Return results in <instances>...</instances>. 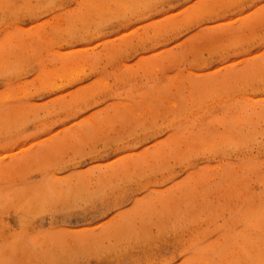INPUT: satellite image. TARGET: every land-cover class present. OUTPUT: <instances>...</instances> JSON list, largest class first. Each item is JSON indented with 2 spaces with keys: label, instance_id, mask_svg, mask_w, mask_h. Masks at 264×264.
Returning a JSON list of instances; mask_svg holds the SVG:
<instances>
[{
  "label": "rangeland",
  "instance_id": "obj_1",
  "mask_svg": "<svg viewBox=\"0 0 264 264\" xmlns=\"http://www.w3.org/2000/svg\"><path fill=\"white\" fill-rule=\"evenodd\" d=\"M244 2L195 0L174 15L152 19L127 36L106 40L95 48L59 51L68 41L76 39L77 33L82 40L98 32L101 25L106 26L130 11L129 6H122L117 13L86 5L71 23L54 17L33 28L18 29L19 35L9 34L0 66L11 70L37 63L42 72L15 92L0 93V105L17 101L7 111H0V138L18 134L31 125L39 129L52 122L55 127L62 116L64 119L59 123L76 115L83 118L46 140L22 147L6 157V164L0 161V264H11L10 253L18 248L24 249L31 264H73L74 241L87 253L119 255L137 248H158V242L172 238L192 245L233 219H250L251 234L226 253L222 239L211 241L210 249L220 254L219 264H260L264 242L256 236L264 226L257 215L260 194L252 191L251 181L259 182L264 177L257 175L258 168L248 169L247 175H238L244 170L231 163L228 155L231 149L220 146L237 145L243 157L251 152L259 155L264 150L262 109L240 108L231 120L216 117L210 123L226 131L215 141L176 146L174 138L169 137L111 163L96 164L83 171L66 172L60 168V172L66 173L62 175L52 172L62 163L92 157L102 150L98 145L130 143L175 125L187 124L191 132L209 109L231 101L235 96L233 89L259 77L264 72V58L258 61L256 56L243 62V68L234 69L228 64L202 76L189 72L188 77L195 75V80L186 77L183 69L167 75L188 58L192 64L205 62L207 66L206 59L240 49L257 39L259 29L264 28V9L238 15L236 9L243 12ZM21 4L22 0H0V29L15 22L24 11ZM154 7L136 4L135 12L139 15ZM161 12L170 9L162 8ZM197 24L205 26L193 31ZM185 32L191 34L182 42L167 46L172 44L169 37L179 39L176 34ZM139 49L145 54L134 63L125 64L120 76L112 74L111 79L87 82L97 70H106L118 57ZM56 63L60 65L58 69L47 68ZM126 78L141 81L147 90L140 92L137 99V85L129 84L122 96L132 103L110 104L84 115L89 110V101L111 92L113 81L123 83ZM243 104V100L237 99L234 108ZM193 163L199 165L198 172H190L178 183L161 190V185L172 179L170 173ZM157 173L161 177L159 184H144L145 188H152L148 196L137 199L133 207L120 211L105 223L93 226L98 219L88 211L93 198L113 186L139 183ZM35 177L40 179L28 186L27 182Z\"/></svg>",
  "mask_w": 264,
  "mask_h": 264
},
{
  "label": "snow or ice",
  "instance_id": "obj_2",
  "mask_svg": "<svg viewBox=\"0 0 264 264\" xmlns=\"http://www.w3.org/2000/svg\"><path fill=\"white\" fill-rule=\"evenodd\" d=\"M195 0H22L21 6L24 11L15 18L14 23H9L6 28L0 29V61L3 60L4 47L9 42V34L15 33L19 35L18 29H30L37 24H42L46 20H51L54 17H62L68 22H73L77 13L86 5L92 8H107L117 13H120L122 6H129L130 11L118 16L116 19L107 23L106 26L101 25L100 30L92 35L84 36L81 40L80 34L77 33V38L68 41L67 45L60 48L59 51L75 50L80 47L95 48L97 45H103L106 40H116L118 37L127 36L128 33L134 32L135 29L143 26L144 23L150 22L152 19H162L164 15L180 12L183 8L190 6ZM140 3H147L155 5L150 12H142L137 15L135 12V5ZM243 12L236 9L238 15H247L254 12L256 8L264 9V0H245L241 5ZM170 9V12H161V9ZM159 13V15H156ZM127 17V18H124ZM235 19L236 17H232ZM203 24H197L193 31H199ZM260 35L257 39L247 43L244 47L237 50H230L226 53L213 56L211 59H206L205 62H198L192 64L191 58L176 68L172 69L167 75H174L177 71L183 69L184 75L188 77V73L196 75H204L206 72H214L218 68H223L228 64H232L234 69L243 68L245 61H248L253 56L264 58V28L259 29ZM191 33L185 32L183 34H176L179 39L172 40V44L167 46H174L175 43L182 42L187 35ZM223 39V36L219 37ZM147 47H151L148 45ZM158 50V49H155ZM240 54L237 55L236 52ZM144 50L139 49L138 52H131L128 56H120L115 59L106 70L99 69L93 75H90L87 82L96 78L111 79L112 74L120 76L124 73V65L134 63L144 55ZM208 54L205 53L207 58ZM60 67L58 63L49 64L47 68L56 70ZM42 72L39 64L33 63L23 69L5 70L0 66V93L15 92L21 85L28 80L34 79ZM189 79H196V76L188 77ZM129 84L137 85L136 98L139 94L147 89L139 80L125 79L123 83L113 81V89L105 95L97 97L94 101H89V110L84 115H90L91 111H98L101 107L108 108L110 104H124L132 103L131 99H124L123 91L126 90ZM235 96L232 97L228 103L221 104L214 109H209L207 116L189 132V125H175L169 128L153 131L145 136H140L138 139L130 143L115 144L110 143L106 147L98 145V150L92 157H85L83 160H76L72 164L62 163L58 168H54L52 172L56 175L66 173L60 172V168H64L66 172L83 171L89 166L96 164L111 163L113 160H118L121 156H131L135 153L143 151L144 147H150L160 141L168 140L169 137L174 138V145H200L205 141H215L216 137L220 136L221 132L226 131L225 128H216L210 122L214 121L218 116H225L227 120H231L236 116L240 108H255L264 110V72H261L259 77L250 78L248 84L243 87L233 89ZM237 99L243 100L244 104L238 108H234ZM257 103H253V102ZM30 102V101H29ZM17 101L12 100L3 105H0V111H7L13 107ZM95 105V107H92ZM82 107H84L82 105ZM230 108H234L230 112ZM113 109H109L112 111ZM83 118L76 115L74 119H67L64 123H59L60 117L57 119L56 126L53 127L52 122H47L44 127L37 129L36 125H31L18 134L10 137L0 138V161L7 163V156L18 152L22 147H27L31 144L38 143L40 140H46L49 136L54 135L55 132L60 131L64 127L72 123H77L79 119ZM51 128V131L45 129ZM137 145L133 147L132 145ZM220 147H227L231 149L228 155L231 156V163L238 169L244 171L238 175H247L248 169H259L257 175L264 177V150L259 155L256 152H251L248 156L243 157L237 151V145L228 144ZM219 149H216L218 151ZM255 157V159H253ZM215 162V161H214ZM75 166V167H74ZM199 165L196 163L190 166L180 167L175 169L170 175L171 180H167V175L164 177L167 180L166 184L161 185V190L165 187H171L178 183L179 180L184 179L190 172H198ZM177 172L179 175H177ZM51 174V173H50ZM40 177H35L33 180L27 182L28 186H32L34 181H38ZM161 177L159 173L154 176L146 177L139 183H124L103 192L102 195L93 198L88 205L90 215L96 216L98 219L94 221L93 226L105 223L120 211L133 207L136 200L141 197L148 196L152 190L151 187L145 188L144 184L155 185L159 184ZM220 183V181H218ZM252 191L259 193V203L257 207V215L259 223L264 226V179L256 182L255 179L251 181ZM16 226V225H14ZM252 232V221L250 219L238 220L233 219L226 223L223 227L214 229L211 234L192 245H185L175 238L167 241H160L159 247L150 249H134L130 250L127 255L109 254L104 252L87 253L85 252L78 241H74L72 247L75 251V258L73 264H146L148 260L153 261V264H219V253L212 251L209 247L213 240H224V252L240 242L241 239L247 237ZM155 235V232H153ZM257 239L264 242V230L257 233ZM260 264H264V251L261 254ZM11 264H31V260L22 248L16 249L10 253Z\"/></svg>",
  "mask_w": 264,
  "mask_h": 264
}]
</instances>
